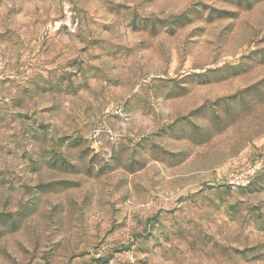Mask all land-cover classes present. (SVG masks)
Returning a JSON list of instances; mask_svg holds the SVG:
<instances>
[{"label":"rangeland","instance_id":"obj_1","mask_svg":"<svg viewBox=\"0 0 264 264\" xmlns=\"http://www.w3.org/2000/svg\"><path fill=\"white\" fill-rule=\"evenodd\" d=\"M0 264H264V0H0Z\"/></svg>","mask_w":264,"mask_h":264}]
</instances>
